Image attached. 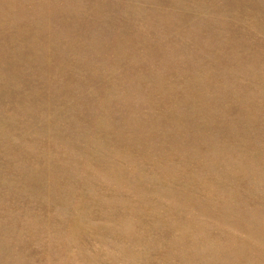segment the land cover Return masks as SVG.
<instances>
[{
  "label": "rangeland",
  "instance_id": "374dc122",
  "mask_svg": "<svg viewBox=\"0 0 264 264\" xmlns=\"http://www.w3.org/2000/svg\"><path fill=\"white\" fill-rule=\"evenodd\" d=\"M0 264H264V0H0Z\"/></svg>",
  "mask_w": 264,
  "mask_h": 264
}]
</instances>
